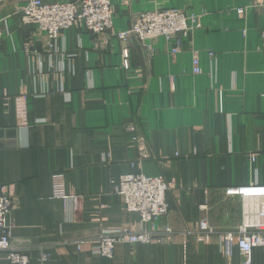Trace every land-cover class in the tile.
I'll list each match as a JSON object with an SVG mask.
<instances>
[{
    "label": "crops",
    "instance_id": "0c3cea01",
    "mask_svg": "<svg viewBox=\"0 0 264 264\" xmlns=\"http://www.w3.org/2000/svg\"><path fill=\"white\" fill-rule=\"evenodd\" d=\"M252 1L113 0V32L127 30L145 11L206 14L176 57L161 37L147 64L134 46L131 70L122 66L115 35L95 39L85 25H74L57 43L70 56L60 83L58 76L42 80L41 72L50 71L49 51L36 26L21 23L28 0H0V187L12 190V241L29 255V264L243 263L236 244L231 256L224 255L221 240L241 222V203L216 198L226 187L264 183V6L237 13ZM27 48L44 54L40 64ZM192 48L200 52L198 75ZM23 90L39 94L28 101V128L18 126L14 107ZM137 134L146 138L149 159L140 161ZM57 172L78 197L72 217L54 195ZM129 173L162 176L173 185L166 195L169 214L160 221L174 230L173 240L121 243L112 259L89 246L78 251L74 241L95 238L104 228L141 226L140 215L125 209L111 183ZM208 216L210 223L232 228L216 227L222 232L199 241L195 231ZM0 264H10L4 254ZM252 264H264V246L253 248Z\"/></svg>",
    "mask_w": 264,
    "mask_h": 264
},
{
    "label": "built area",
    "instance_id": "2783aa9c",
    "mask_svg": "<svg viewBox=\"0 0 264 264\" xmlns=\"http://www.w3.org/2000/svg\"><path fill=\"white\" fill-rule=\"evenodd\" d=\"M131 0H122L129 5ZM264 6L263 0H254L248 6L237 8L239 16ZM22 25H35L39 33L45 36L49 58V73L41 72L42 80H53L58 76L60 83L65 75L63 62L70 58L58 48V41L64 30L77 25L86 26L95 39L100 35L111 33L122 43V66L131 70L130 52L136 46L140 49L145 63L154 56V41L164 38L169 53L174 57L183 52L185 39L193 37L196 30L202 27V20L206 14L204 10H185L181 8H165L145 11L134 16L132 24L127 30L113 32L115 8L113 0H76L71 2H45L44 0H28L20 10ZM246 34V30L243 31ZM29 57L41 63L44 54L38 49L27 48ZM214 57V53H209ZM62 57V58H60ZM193 73H202L200 52L192 48ZM58 60L60 62L58 63ZM65 91L64 85L60 87ZM46 92L43 88L41 93ZM39 94L21 91L14 97L15 113L18 126L29 127V106L31 96ZM6 98L5 100H8ZM130 130H137L135 124L128 126ZM133 142L137 145L140 161L149 159L150 148L146 138L137 134ZM253 157V156H252ZM254 159V158H253ZM54 195L63 199L67 215L72 217L73 202L78 198L66 190L65 175L57 172L52 175ZM114 190L123 199L127 211L140 215L139 229L129 227L104 228L92 239H78L73 242L78 251L89 246L93 254L112 259L118 244H165L174 237V230L168 225H160V221L169 214L167 192L173 186L162 176H148L143 173L123 174L118 180H112ZM224 197H238L241 203V222L230 231L221 235L222 250L225 256H231L233 245L236 244L243 258L242 264H252L254 247L264 246V183H253L244 186H230L222 190ZM12 190L6 186L0 187V254H4L10 264H29L30 257L22 248L12 241V224L9 218L13 212ZM206 208V207H205ZM204 208V209H205ZM222 232V231H221ZM212 226L208 217L200 219L195 231L199 241L207 242L217 233H221ZM44 258L46 255L43 256Z\"/></svg>",
    "mask_w": 264,
    "mask_h": 264
},
{
    "label": "rangeland",
    "instance_id": "374dc122",
    "mask_svg": "<svg viewBox=\"0 0 264 264\" xmlns=\"http://www.w3.org/2000/svg\"><path fill=\"white\" fill-rule=\"evenodd\" d=\"M216 201L217 202H220V204H222V203H224V202H227V201H232L233 203H237V205H239V203H240V199L238 198V197H235V198H226V197H224V195H223V193L221 192L220 193V195H219V197H217L216 198ZM213 207V206H212ZM210 208H211V206H210ZM210 210V209H209ZM208 219H209V221L211 222V220H210V216H208ZM212 224V223H211ZM213 226H215V227H217V228H221V229H229V228H232V227H229V226H227V225H224V224H212ZM226 227H228V228H226Z\"/></svg>",
    "mask_w": 264,
    "mask_h": 264
}]
</instances>
